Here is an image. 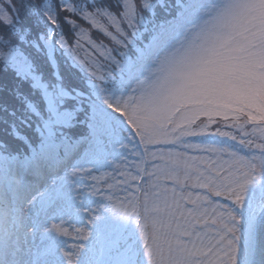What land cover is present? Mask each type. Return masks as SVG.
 Returning <instances> with one entry per match:
<instances>
[{"label":"snow or ice","instance_id":"snow-or-ice-1","mask_svg":"<svg viewBox=\"0 0 264 264\" xmlns=\"http://www.w3.org/2000/svg\"><path fill=\"white\" fill-rule=\"evenodd\" d=\"M0 264H264V0H0Z\"/></svg>","mask_w":264,"mask_h":264}]
</instances>
